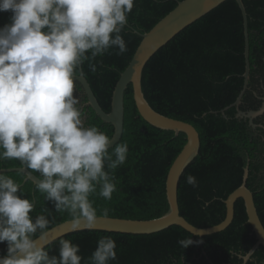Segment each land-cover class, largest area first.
Wrapping results in <instances>:
<instances>
[{
  "label": "trees",
  "instance_id": "obj_1",
  "mask_svg": "<svg viewBox=\"0 0 264 264\" xmlns=\"http://www.w3.org/2000/svg\"><path fill=\"white\" fill-rule=\"evenodd\" d=\"M178 1L135 0L121 33L127 51L117 55L118 48H112L96 57L91 61L96 65V72L90 70L88 61L82 65L84 75L106 111L111 110L115 85L139 46L141 34L174 9ZM263 1L243 0L248 17L251 64L249 87L243 97L250 94L256 73L264 67V49L258 47L259 39L263 37L258 35L262 27L255 22L257 12H264ZM11 15V11H0V27L10 23ZM244 51L241 8L236 0H226L180 31L148 60L143 69L142 88L151 106L165 115L192 123L200 133L199 153L183 171L178 186L180 213L199 227L217 224L225 218V199L242 184L246 167L249 169L246 185L253 191L255 203L264 205V184L258 185L255 181L256 171L261 167L255 160L254 151L259 145L252 141L251 127L244 118L236 115V106L224 113L220 111L232 104L243 89ZM75 87L81 103H85L82 110L86 114L85 126L95 125L111 138L114 126L87 104L80 83L75 81ZM124 106L123 133L116 144L127 143L129 151L126 162L114 172L117 190L111 200L98 195L91 199L98 215L108 208V216L159 217L169 209L167 176L187 142V135L184 131L176 134L174 130L160 128L145 120L136 106L132 83L125 91ZM20 166L16 160L0 161V168ZM3 173L20 183L24 198L35 199V208L30 213L33 219L37 215H46L49 228L71 219L67 212H57L53 202L45 200L33 181L25 180L18 169ZM189 174L196 178V187L186 182ZM45 208L47 212L43 211ZM246 219L244 199L238 198L232 223L213 234L194 235L177 224L153 233L83 229L61 236L48 244L46 250L50 255H58L59 241L68 239L79 245L81 264H85L98 246V239L110 236L116 241L117 259L109 264H169L188 250L189 246L183 249L178 241L191 236L204 241L209 252L214 251L216 243L227 253L238 244L242 245L243 236L249 233L244 232L246 227L243 228L242 221ZM251 246L252 242H249L245 248ZM6 253L7 242H0V256Z\"/></svg>",
  "mask_w": 264,
  "mask_h": 264
},
{
  "label": "clouds",
  "instance_id": "obj_2",
  "mask_svg": "<svg viewBox=\"0 0 264 264\" xmlns=\"http://www.w3.org/2000/svg\"><path fill=\"white\" fill-rule=\"evenodd\" d=\"M134 3L0 0V11L12 13L0 27V161H19L18 172L33 180L57 212L69 214L74 229L94 228L98 212L91 197L112 199L114 172L129 151L127 143L110 147L106 133L85 126L75 80L84 75L85 61L96 72V57L112 48L117 55L127 51L121 33ZM186 182L197 186L191 174ZM35 204L0 170V242H7L0 264H81L79 245L68 239L59 241L58 255L46 250L49 219H33ZM108 214L104 208L102 215ZM178 243L184 249L194 241L191 236ZM116 259V241L103 236L85 264Z\"/></svg>",
  "mask_w": 264,
  "mask_h": 264
},
{
  "label": "water",
  "instance_id": "obj_3",
  "mask_svg": "<svg viewBox=\"0 0 264 264\" xmlns=\"http://www.w3.org/2000/svg\"><path fill=\"white\" fill-rule=\"evenodd\" d=\"M226 0H180L176 7L161 18L149 31L142 33V40L137 47L132 59L127 67L121 72L115 85L111 110L106 111L96 97L92 86L85 75L77 78L75 81L80 83L86 97L87 104L90 105L98 116L104 121L114 126V133L111 137L110 147L114 146L121 138L124 128V96L130 83L133 85L134 99L140 115L149 123L164 129L174 130L176 134L184 131L187 135V142L175 158L168 172L166 181L167 199L169 209L159 217L151 219H135L114 216L98 215L97 222L92 229L120 231L127 233H153L164 230L174 224L180 225L194 235H208L219 232L227 228L234 219L235 202L238 198H243L249 221L258 237V243L251 249L254 252L259 244L264 245V225L259 217L253 192L246 185V178L249 173L248 167L245 168L244 180L242 184L234 189L225 199L226 215L225 218L214 225L199 227L188 221L181 213L178 198V186L180 177L189 163L197 156L201 146L200 133L190 122L165 115L154 109L146 99L142 88L143 69L148 60L165 44H167L180 31L188 25L208 13L210 10ZM241 8L245 35V71L244 86L237 99L220 111L224 113L231 106H236L240 114L248 117H254L258 112L244 113L240 110L242 98L249 87L250 78V47L248 32V17L243 0H236ZM20 167L0 168L3 171L20 169ZM30 171V170H29ZM37 177L35 173L31 174ZM25 180H28L25 178ZM32 180V179H30ZM33 181V180H32ZM88 229L85 227L73 228L72 220L68 219L49 228L47 244L64 236L68 233ZM249 253V254H250Z\"/></svg>",
  "mask_w": 264,
  "mask_h": 264
},
{
  "label": "flooded vegetation",
  "instance_id": "obj_4",
  "mask_svg": "<svg viewBox=\"0 0 264 264\" xmlns=\"http://www.w3.org/2000/svg\"><path fill=\"white\" fill-rule=\"evenodd\" d=\"M264 8V1L262 3ZM256 23L261 25L262 29L258 35L263 36L259 39V48L264 49V12H257ZM264 58V57H263ZM258 73H256L253 79L251 92L248 96L242 98L240 104V110L244 113L258 112L254 117H248L245 114H240L239 110L236 109V115L240 118H244L251 127L253 132V139L259 146L255 151V160L261 163V167L256 171L257 179L256 184H264V67H260ZM74 95L79 98V107L84 109L85 103H81L79 92L74 90ZM86 114L83 115L85 121ZM251 190V189H250ZM252 191V190H251ZM253 192V191H252ZM256 208L259 217L264 225V205L256 204ZM245 214L247 219L242 221L243 228L247 229L244 232L248 233L243 236L241 240L242 245H237L236 248L225 252L219 248L216 243L214 251H207V244L204 241L193 239L194 243L189 245L188 250L179 254V257L174 258L169 264H264V245L259 244L254 252L250 253L251 249L258 243V237L254 228L249 221L248 213L245 205ZM241 223V221H240ZM250 228V229H249ZM252 242V246L249 249L245 248V245ZM250 253V254H249Z\"/></svg>",
  "mask_w": 264,
  "mask_h": 264
}]
</instances>
